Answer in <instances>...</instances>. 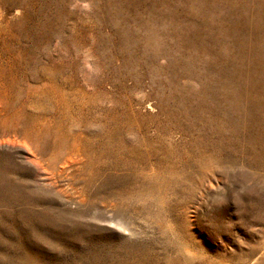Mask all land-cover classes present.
<instances>
[{"label": "rangeland", "instance_id": "obj_1", "mask_svg": "<svg viewBox=\"0 0 264 264\" xmlns=\"http://www.w3.org/2000/svg\"><path fill=\"white\" fill-rule=\"evenodd\" d=\"M0 264H264V0H0Z\"/></svg>", "mask_w": 264, "mask_h": 264}]
</instances>
